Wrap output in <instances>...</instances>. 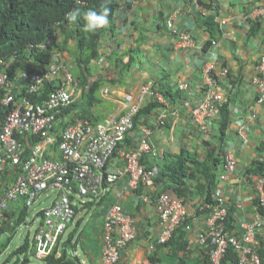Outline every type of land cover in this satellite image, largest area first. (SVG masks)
<instances>
[{
  "label": "crops",
  "instance_id": "crops-1",
  "mask_svg": "<svg viewBox=\"0 0 264 264\" xmlns=\"http://www.w3.org/2000/svg\"><path fill=\"white\" fill-rule=\"evenodd\" d=\"M198 1L202 8L195 0H121L120 8L102 36L101 59L91 64V71L86 75L89 82H100L97 95L101 99L94 97L90 101L88 96L84 99L83 89H76L74 103L78 106L57 120L55 130L59 132L79 119L85 109L88 110L86 117L95 124L111 116L120 117L128 110L125 96L152 85L166 98L167 105L162 106L167 118L165 125L154 128L155 155L146 154L143 162L157 167L169 164L182 150L203 160L207 155L206 142H219L222 114L211 119L207 132H202L193 123L191 112L203 98L204 64L214 60L218 89L229 98L225 107L230 121L222 146L225 152L233 151L237 160L230 178L220 184L217 180V185L230 207L229 229L236 232L242 221L254 219L259 212L254 178L257 176L255 164H264V103L257 106L248 144L242 143L237 129L238 120L249 117L258 95L253 79L264 54V16L254 18L251 13L254 8L264 6V0H202L205 5ZM215 16L227 19L228 23L221 26L215 22L218 28L211 33L206 22L208 17ZM168 20L193 35L195 46H182L168 28ZM55 40L63 46L62 35L58 34ZM64 46L67 49L54 54L55 62H63L67 54L72 56L77 49L73 39ZM224 68L228 69L227 75L222 74ZM12 83L13 90L22 93V80L15 78ZM181 83L188 87L180 89ZM140 138L141 131L130 133L122 149H135ZM48 152L52 156L59 155V151L51 152V146ZM123 166L124 160L114 156L107 164V172H116ZM17 169L8 166L3 178L7 186L14 183ZM222 172L223 161L216 170L217 178ZM201 180L204 183V179ZM192 183V197L186 204L192 229L178 230L168 243L158 241L164 228L155 204L161 182L154 179L136 193L128 189L125 177L108 185L100 199L74 200V221L68 234L63 236L59 250H66L69 256L79 258L83 264H102L105 216L111 205L119 203L134 217L137 227V236L123 250L119 264H143L148 259L153 264H211L208 248L198 241L199 233L207 227L209 210L203 208L202 197L196 194L198 181ZM16 208L17 202H12L10 209ZM222 264L233 263L226 257Z\"/></svg>",
  "mask_w": 264,
  "mask_h": 264
},
{
  "label": "built area",
  "instance_id": "built-area-1",
  "mask_svg": "<svg viewBox=\"0 0 264 264\" xmlns=\"http://www.w3.org/2000/svg\"><path fill=\"white\" fill-rule=\"evenodd\" d=\"M195 1L202 8L199 1ZM251 15L254 18L263 17L264 6L254 8ZM214 19L221 26L228 23L220 16ZM167 25L182 46H195L193 35L176 27L172 20H168ZM212 43L216 44L215 41ZM215 68L214 60L204 64L203 98L191 112L193 123L202 132H207L209 121L220 116L229 102V98L218 89L219 79L214 74ZM227 73L228 69L224 68L222 74ZM20 79L26 81L27 93L40 92L46 82L55 84V88L44 102L33 103L28 96L17 98L8 73L0 72V94H4L1 102L7 109L0 127V184L9 165L18 168L14 183L0 196V227L7 220L6 211L12 202L21 199L24 206L30 208L44 192H56L50 205L41 210V223L32 240L35 250L33 258L44 263L54 250H59L61 236L74 221V200L100 199L108 185L125 177L128 189L136 193L140 187L153 183L159 175V168L149 167L142 160L146 154L155 155L152 135L154 128L165 125L167 111H159L152 126L141 127L138 147L125 150L120 148V144L135 127V116L148 100L153 99L161 105H167V101L160 90L152 85L144 86L137 93L125 96L128 110L122 116H111L97 124L79 118L57 132L55 124L59 115L75 101L76 87L72 72L64 62L57 61L46 72H22ZM253 84L258 91L255 105L248 118L238 120L237 133L245 145L249 142L251 123L257 117V106L264 103V54L259 59ZM179 87L186 89L188 85L181 83ZM104 93L107 94L108 90ZM28 133L42 138L33 146L30 154L26 153L19 138V135ZM58 138H61L60 158L46 157V152ZM116 152L124 160V166L116 172H107V164ZM236 167L235 153L226 151L218 183L226 182ZM254 184L259 212L254 219L242 221L239 231L232 232L227 225L230 207L219 185L213 193V202L207 207L203 206L209 210V215L207 227L199 233L198 241L208 248L211 264H222L229 250L238 253V264H264L260 254L264 234V176H255ZM155 204L164 225L159 243H168L183 224H186V230L192 229L189 224L191 216L183 199L164 192L156 198ZM136 236L134 217L121 204L111 205L104 220L102 264H119L123 250ZM143 264L153 263L148 259Z\"/></svg>",
  "mask_w": 264,
  "mask_h": 264
},
{
  "label": "trees",
  "instance_id": "trees-1",
  "mask_svg": "<svg viewBox=\"0 0 264 264\" xmlns=\"http://www.w3.org/2000/svg\"><path fill=\"white\" fill-rule=\"evenodd\" d=\"M201 5H205L204 1H200ZM121 6V0H0V72H7L10 79L20 78L22 72H46L49 67L55 62V53L67 49L65 44L70 39L76 41L77 49L72 52V56L76 63L79 65L81 73V83L84 92V99L97 97V90L100 87V82H89L87 74L91 71V64L98 63L101 59L102 52L100 44L102 36L107 30L109 22L112 21L115 13ZM79 8L81 14L92 9L97 12L103 8L108 11V24L95 32H87L84 30L85 21L81 15L76 23L70 24L65 16L66 13ZM206 24L209 31L215 33L218 25L215 23L214 17H208ZM60 34L64 37V44L61 46L56 40V36ZM59 62V61H58ZM8 64V65H7ZM24 86L22 93H14L17 98L21 96H28L29 100L33 103L44 102L49 93L55 88V84L46 82L45 87L37 93H27L26 81L22 80ZM163 93V92H162ZM4 94H0V101ZM91 105V104H90ZM78 106L74 103L71 107L65 108L59 115V118L68 114L74 107ZM164 107L157 101L150 99L140 109L135 116V127L130 132L141 131L143 125H153L155 116ZM88 110H83L79 116L81 119H89L86 117ZM7 109L0 103V127L5 120ZM222 123L220 126L219 142L216 144L207 143V155L203 160L192 156L187 150L175 156L169 164L159 165V175L155 178L156 181L161 182L156 198L167 192L175 198H180L187 204L189 198L192 197L191 185L192 181L197 180L196 194H200L202 205H207L213 202V193L217 186V173L218 165L224 161L225 151L222 143L226 138V130L230 121L227 107L222 109ZM155 117V118H153ZM74 122V121H73ZM71 122V123H73ZM154 127V126H153ZM129 133V134H130ZM127 135L126 139L128 138ZM20 140L25 146L26 153L30 154L33 146L38 144L42 138L34 134L19 135ZM125 139V141H126ZM61 138L55 142L54 147L59 151ZM120 148H123V144ZM118 156V153H115ZM46 157L58 159L59 155L52 156L48 151ZM144 160V159H143ZM142 160V161H143ZM255 173L264 176L263 162H257ZM152 167V166H149ZM8 171H6L7 173ZM5 173V175H6ZM204 179V183L202 182ZM5 183V179L0 186V196L4 195L10 186ZM142 187L138 193L142 191ZM96 199V198H94ZM75 208V206H74ZM27 209V207H25ZM24 212H20L19 208L8 209L6 215L9 216L11 221H6L0 227V236H2L8 227L13 224L18 225L22 222ZM264 213V212H263ZM42 216V212L39 213ZM227 225L229 227V218ZM186 224L181 225L178 229L185 230ZM14 228V227H13ZM15 229V228H14ZM176 231V233H177ZM175 233V234H176ZM174 234V236H175ZM260 254L264 259V239ZM12 237H8L5 243L0 244V255L6 250L8 244L11 242ZM69 240L68 242H70ZM34 245L29 236L26 237L24 243L19 246L11 255L16 257V263L22 258L21 264H30L31 257L34 254ZM233 264L239 263L238 253L234 250H229L226 255ZM225 257V258H226ZM224 258V259H225ZM224 261V260H223ZM153 262V261H152ZM40 264H83L77 257H71L66 250H54L44 263Z\"/></svg>",
  "mask_w": 264,
  "mask_h": 264
},
{
  "label": "rangeland",
  "instance_id": "rangeland-1",
  "mask_svg": "<svg viewBox=\"0 0 264 264\" xmlns=\"http://www.w3.org/2000/svg\"><path fill=\"white\" fill-rule=\"evenodd\" d=\"M63 62L65 66L67 67V69H69V71L72 72V74L74 75L76 89H83L82 83H80L81 73L79 72L80 71V68H78L79 65L72 58L70 53L67 54V59L63 60ZM55 151L56 149L54 145L51 146V152L54 154ZM57 151H58V148H57ZM58 154H60V152H58ZM55 196H56V192L52 190L46 191L35 201L32 207L27 208V209H25V206L21 199L17 201L20 212L25 211V213L23 216V220L20 224L15 226L16 223L14 224L13 222V224H11L8 227V230L2 236H0V244L5 243L8 237H12V240L8 244V247L6 248V250L2 253V255H0V264H15L16 263V257L14 256L11 257V255H13L14 251L24 243L26 237L29 236V238L33 240L35 232L37 228L39 227L40 221H41V215H39L38 213L41 211V209L48 207L52 199ZM6 221H11L9 216H7ZM71 226L72 224L67 228L66 232L61 236L59 243H58L59 247H60V242L63 239V236L68 234V232L71 229ZM22 258L23 256L21 257V259L19 260L17 264H21ZM31 261L34 264H40V262L34 259L33 257H31Z\"/></svg>",
  "mask_w": 264,
  "mask_h": 264
},
{
  "label": "clouds",
  "instance_id": "clouds-1",
  "mask_svg": "<svg viewBox=\"0 0 264 264\" xmlns=\"http://www.w3.org/2000/svg\"><path fill=\"white\" fill-rule=\"evenodd\" d=\"M108 11L109 10L107 8H103L99 12L89 9L81 14L80 9L76 8L66 13L65 18L70 24H72L76 23L78 18L82 15L85 21L84 30L87 32H95L104 28L108 24Z\"/></svg>",
  "mask_w": 264,
  "mask_h": 264
}]
</instances>
